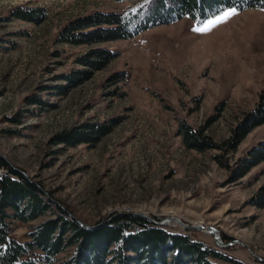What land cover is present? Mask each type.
Segmentation results:
<instances>
[{
	"label": "rangeland",
	"instance_id": "obj_1",
	"mask_svg": "<svg viewBox=\"0 0 264 264\" xmlns=\"http://www.w3.org/2000/svg\"><path fill=\"white\" fill-rule=\"evenodd\" d=\"M134 5L0 0V157L40 183L54 212L59 206L80 223L121 213L156 221L174 215L189 225L212 224L224 241L234 240L221 246L203 229L162 223L236 260L215 262L264 264V207L249 201L264 183V159L231 178L247 150L264 141V122L235 147L224 143L264 96V8L228 6L202 21L185 16L92 45L60 40L77 17ZM32 8L42 15L29 20L12 14ZM233 9L226 21L209 25ZM205 27L207 32L193 31ZM94 47L113 54L98 69L79 59ZM77 69L91 73L69 85L64 75ZM110 120L114 124L96 140L54 142L64 130ZM182 123L218 146H186ZM48 216L14 219L11 236L28 240L32 226Z\"/></svg>",
	"mask_w": 264,
	"mask_h": 264
},
{
	"label": "trees",
	"instance_id": "obj_2",
	"mask_svg": "<svg viewBox=\"0 0 264 264\" xmlns=\"http://www.w3.org/2000/svg\"><path fill=\"white\" fill-rule=\"evenodd\" d=\"M122 1V0H116ZM134 7L126 11H94L77 17L64 26L60 40L73 44H96L106 40L126 38L152 25L169 23L182 17L202 21L228 6L242 10L247 7L264 8V0H133ZM15 11V12H14ZM40 8L13 10L12 14L23 19H37ZM106 48H90L80 62L98 69L112 59ZM90 70L77 69L65 74L69 85L88 78ZM119 79V78H118ZM64 88V86H62ZM264 122V96L253 109L245 112L224 143L235 147L255 126ZM113 121L86 124L72 131H62L54 142L76 144L96 140L109 131ZM183 143L188 147L204 149L218 146L199 129L180 124ZM264 159V141L252 146L240 159L232 180L244 175L252 166ZM0 264H219L213 259L236 260L186 232L170 230L146 217L121 213L91 225L80 223L67 216L65 210L43 196L41 187L21 171L16 170L0 157ZM257 207H264V183L249 200ZM51 213L35 223L28 240L11 236L14 219L29 221Z\"/></svg>",
	"mask_w": 264,
	"mask_h": 264
},
{
	"label": "water",
	"instance_id": "obj_3",
	"mask_svg": "<svg viewBox=\"0 0 264 264\" xmlns=\"http://www.w3.org/2000/svg\"><path fill=\"white\" fill-rule=\"evenodd\" d=\"M15 169H17V168H15ZM133 214L143 215L146 218H148L151 222L158 223V224H160V223L162 224L164 222H169L170 220H176V221L180 222L183 226H193L195 228L203 229L207 233L212 234L215 243L218 244V245H221V246L228 245V244H230V243H232L234 241V240L224 241L222 239L221 235H220L219 229L216 226L212 225V224H205L204 225L202 223H197V224L189 225V224L183 222L179 217L174 216V215L168 216L166 221H156V220H154L153 218H151L150 216H148L146 214H140V213H133Z\"/></svg>",
	"mask_w": 264,
	"mask_h": 264
},
{
	"label": "snow or ice",
	"instance_id": "obj_4",
	"mask_svg": "<svg viewBox=\"0 0 264 264\" xmlns=\"http://www.w3.org/2000/svg\"><path fill=\"white\" fill-rule=\"evenodd\" d=\"M234 12H235L234 9L230 12H225L222 16L217 17L215 20L209 21V25L215 26L221 22L226 21L230 16L234 14ZM208 30H209L208 27L193 29V31H196V32H207Z\"/></svg>",
	"mask_w": 264,
	"mask_h": 264
}]
</instances>
